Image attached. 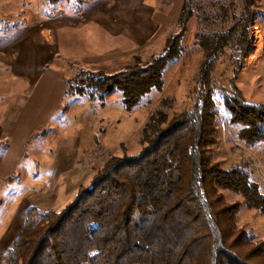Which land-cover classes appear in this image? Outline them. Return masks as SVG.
Here are the masks:
<instances>
[{
  "label": "rangeland",
  "instance_id": "1",
  "mask_svg": "<svg viewBox=\"0 0 264 264\" xmlns=\"http://www.w3.org/2000/svg\"><path fill=\"white\" fill-rule=\"evenodd\" d=\"M107 1L0 0V264H6L8 248L29 206H36L39 212L63 208L80 186L90 184L110 157L140 151L143 127L162 97L173 100L168 109L172 116L195 104L208 78L216 82L214 96L220 108L214 159L226 168L246 163L251 177L264 190V141L247 146L223 107V96L233 85L248 101L264 103V0H256L254 6L247 54L237 59L236 44L231 42L211 63L206 62L196 33L219 35L227 31L243 9L242 0H202L212 14L207 21L197 14L190 18L182 39L183 52L165 67L163 87L152 88L132 109L123 106L119 87L94 99L85 94L58 96L51 91V81V87L42 88L38 77L47 72L67 83L84 69L114 73L165 52L167 35L177 30L175 23L159 26L127 56L99 55L97 60L108 58L106 65H100L101 61L89 65L82 56L102 54L101 50L113 43L133 46L130 38L112 36L92 21L36 31L47 22L55 25V19L81 20L96 4ZM144 2L167 10L176 4L178 15L183 0ZM221 3L234 6L226 18L215 16ZM46 87L49 92L43 93ZM222 192L229 202H240L238 225L264 238V214L248 207L241 194L230 189Z\"/></svg>",
  "mask_w": 264,
  "mask_h": 264
},
{
  "label": "trees",
  "instance_id": "2",
  "mask_svg": "<svg viewBox=\"0 0 264 264\" xmlns=\"http://www.w3.org/2000/svg\"><path fill=\"white\" fill-rule=\"evenodd\" d=\"M201 1L183 0L164 53L114 73L81 70L66 83V93L94 99L119 87L123 106L132 109L152 88L163 87L165 67L183 52L190 18L207 21L212 14ZM255 5L242 0L236 23L219 35L196 33L206 62L231 42L237 59L247 54ZM230 7L219 4L215 16L226 18ZM215 88L208 78L195 104L172 116L173 100L162 97L143 127L140 151L110 157L59 210L29 206L6 264H264V238L238 225L240 202L222 192L241 194L264 214V190L247 164L226 168L214 159L220 116ZM223 107L247 146L264 141V103L248 101L233 85Z\"/></svg>",
  "mask_w": 264,
  "mask_h": 264
},
{
  "label": "crops",
  "instance_id": "3",
  "mask_svg": "<svg viewBox=\"0 0 264 264\" xmlns=\"http://www.w3.org/2000/svg\"><path fill=\"white\" fill-rule=\"evenodd\" d=\"M175 9L176 4H174L173 8L167 10L157 8L151 3H145L144 0H109L105 3L96 4V6L90 10L86 16H83L84 18L81 20L80 18L77 20L64 18L58 20L55 19L53 20L56 22L55 25H50V22H47L37 26L36 31L41 32V30L46 27H52L53 29L59 27L58 30H61L60 26L65 28L72 24L82 25L86 22L92 21L99 23L100 26L112 36L123 34L127 39L130 38L133 46L125 44V42H122L121 44L113 43L114 45L105 46L101 50L102 54L82 56V59L86 60L85 63L89 65L98 64V61H101L99 63L100 65H106L108 64L106 61L108 58L97 60L99 55L102 57L108 53L109 56L121 54L127 56L130 51L138 49L141 44L146 42L148 38L158 30L159 26L162 27L166 24L175 23L179 15V13L178 15L175 14ZM127 47L130 48L128 49ZM38 79L42 81V88H44L43 86L51 87L50 83L52 82L53 88L51 91L58 94V96L65 95L66 82H62L60 79L58 80L57 76H55L52 71L39 75ZM42 92L48 93L49 88L46 87L45 89H42Z\"/></svg>",
  "mask_w": 264,
  "mask_h": 264
}]
</instances>
